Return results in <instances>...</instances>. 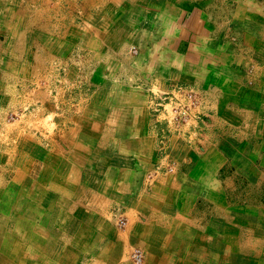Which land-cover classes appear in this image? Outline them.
I'll return each mask as SVG.
<instances>
[{"label":"crops","instance_id":"crops-1","mask_svg":"<svg viewBox=\"0 0 264 264\" xmlns=\"http://www.w3.org/2000/svg\"><path fill=\"white\" fill-rule=\"evenodd\" d=\"M4 88L52 134L0 264H264V0H0Z\"/></svg>","mask_w":264,"mask_h":264},{"label":"rangeland","instance_id":"rangeland-1","mask_svg":"<svg viewBox=\"0 0 264 264\" xmlns=\"http://www.w3.org/2000/svg\"><path fill=\"white\" fill-rule=\"evenodd\" d=\"M39 78V77H38ZM41 79V77H40ZM34 82H37L36 77L34 78ZM8 86H6L7 88ZM36 87V86H35ZM4 88V90L6 89ZM39 90L41 89L40 87L38 88ZM41 91V90H40ZM6 90L3 92L2 96L0 97V229L7 228L9 227V219H14V214L11 213V217H9V212H8V206H10L9 201V193L8 190L11 188L16 190L18 193V197L14 198V200H18L17 204L19 205V202L21 201V204H23V201L25 200V181L24 177L21 181V183H17L15 181V177L18 171H21L22 174L24 175L25 173V162L22 159H19V153L21 151L20 147L24 144V139H32L37 137L40 139H44L48 136H51L52 134V129L48 128L49 131L48 133L45 134H40L41 132L37 129V127L40 124V120L37 117V115L40 114L41 110H39V103L38 106L32 107L35 108L36 110L31 112L32 114H35V116L30 118H26V121H29L27 124L23 121V116L27 114L28 112H25L24 109L26 108V103L25 102H18V101H9L8 96L5 94ZM45 92V90H43ZM42 100L45 99V94H41V92L38 94ZM35 96V95H34ZM33 96V97H34ZM32 102V101H31ZM31 102L27 104V108L32 105ZM10 103V106H9ZM15 106H19L22 108H15ZM27 111V110H26ZM25 120V119H24ZM39 123V124H38ZM31 124L33 125L31 127L30 131H26V125ZM38 124V125H36ZM51 131V132H50ZM36 138V139H37ZM56 139V138H55ZM40 144V143H37ZM36 150V149H35ZM27 152L29 153L25 156H30L31 150L27 147ZM17 155V157H16ZM16 157V160H14ZM17 163V165H16ZM20 164L21 167L17 168ZM23 164V165H22ZM39 168V167H38ZM16 169H20L17 170ZM36 167L33 168V171H35ZM30 179V176H29ZM18 181V182H20ZM14 182V183H13ZM31 183V182H30ZM16 184V185H15ZM13 194H16L15 192ZM20 207V205L18 206ZM23 208V207H20ZM20 210V209H18ZM123 220V219H122ZM120 226V225H119ZM13 236L15 235L16 244L20 248L22 252L19 253H26V252H36L38 250H31L33 247L32 245L28 244L26 245L25 237L23 238L25 231L23 229H14L11 228ZM19 237L23 239H18ZM0 251H6L7 248L4 244V241L0 243ZM28 248V249H27ZM27 249V250H26Z\"/></svg>","mask_w":264,"mask_h":264},{"label":"built area","instance_id":"built-area-1","mask_svg":"<svg viewBox=\"0 0 264 264\" xmlns=\"http://www.w3.org/2000/svg\"><path fill=\"white\" fill-rule=\"evenodd\" d=\"M168 98L169 97H164V100L169 102ZM173 110L178 113V120H182L183 122H185L187 120V116H186L184 110H182V108L181 109H177L176 107H174ZM119 225L120 226H124L125 225V221L124 220H120L119 221ZM131 258H132L133 262H135V264H142L143 255H142L140 249L135 248L133 253H132V255H131Z\"/></svg>","mask_w":264,"mask_h":264},{"label":"bare ground","instance_id":"bare-ground-1","mask_svg":"<svg viewBox=\"0 0 264 264\" xmlns=\"http://www.w3.org/2000/svg\"><path fill=\"white\" fill-rule=\"evenodd\" d=\"M17 173H18V172H17ZM3 236H4V235H3ZM3 236H2V237H3ZM0 237H1V236H0ZM11 238H12V237H11ZM11 238H10V239H11ZM14 239H15V238H14ZM15 242H16V241H15ZM6 245H7V244H6ZM14 248H15V247H14ZM9 249H10V248H9ZM14 250H15V249H14ZM20 251H21V250H20ZM14 253H15V252H14Z\"/></svg>","mask_w":264,"mask_h":264}]
</instances>
